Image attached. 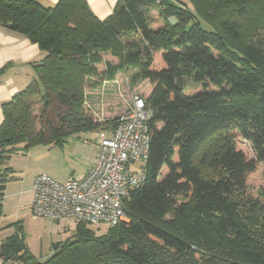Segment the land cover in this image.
I'll list each match as a JSON object with an SVG mask.
<instances>
[{
    "label": "trees",
    "instance_id": "trees-1",
    "mask_svg": "<svg viewBox=\"0 0 264 264\" xmlns=\"http://www.w3.org/2000/svg\"><path fill=\"white\" fill-rule=\"evenodd\" d=\"M0 26L45 54L34 81L1 106L0 215L12 155L114 126L85 112L90 79L132 70L131 85L152 87L145 181L128 222L101 235L76 224L43 262L18 222L0 264H264V190L251 198L246 185L264 165V0H118L104 20L85 0H0ZM104 56L117 61L99 73Z\"/></svg>",
    "mask_w": 264,
    "mask_h": 264
},
{
    "label": "built area",
    "instance_id": "built-area-1",
    "mask_svg": "<svg viewBox=\"0 0 264 264\" xmlns=\"http://www.w3.org/2000/svg\"><path fill=\"white\" fill-rule=\"evenodd\" d=\"M132 100L110 130L98 133L97 155L84 176L65 182L45 175L33 180L30 213L34 218L90 228L128 222L131 194L145 181L151 114L142 96Z\"/></svg>",
    "mask_w": 264,
    "mask_h": 264
},
{
    "label": "rangeland",
    "instance_id": "rangeland-1",
    "mask_svg": "<svg viewBox=\"0 0 264 264\" xmlns=\"http://www.w3.org/2000/svg\"><path fill=\"white\" fill-rule=\"evenodd\" d=\"M184 1V0H183ZM253 4L249 1L248 5ZM256 5V4H255ZM173 21V19H172ZM263 30V27H260ZM264 33H261V37ZM117 59L111 56H104L101 63L97 65L98 72L105 70L106 64H116ZM133 71L126 73H117L111 82L100 81L96 78L90 79L95 83L93 88H88L85 92L86 102L84 104L85 112L96 122L102 124L105 121L116 119L121 115L128 105L133 102L135 96L147 98L151 91L150 83L147 81L131 85ZM90 85V84H89ZM95 90V92H93ZM93 92V93H92ZM147 107V106H146ZM148 108V107H147ZM149 109V108H148ZM39 111L36 108L35 114ZM96 132L79 133L70 135L62 146H44L35 145L29 148L27 155L16 153L11 156L7 165L13 170L12 176L17 179L10 181L9 184H27L41 175H45L57 182H65L69 178L82 177L91 167V163L96 156L97 147L95 144ZM89 143H85L83 139ZM236 147L242 150L247 158H253L250 145L240 137H236ZM247 192L251 198H257L260 190H264V165L257 164L256 170L246 178ZM12 203V204H11ZM13 200L8 198L5 202V211L0 215V243L11 235L18 233L16 223H21V233L23 242L29 251V254L35 259L43 262L50 254L52 245H50V236L53 237V243H64L66 240H73V231H65L61 225L55 222H47L45 219H38L21 216H14ZM3 209V207H2ZM96 231V235H101L106 229L105 226L91 227ZM49 254V255H48Z\"/></svg>",
    "mask_w": 264,
    "mask_h": 264
},
{
    "label": "crops",
    "instance_id": "crops-1",
    "mask_svg": "<svg viewBox=\"0 0 264 264\" xmlns=\"http://www.w3.org/2000/svg\"><path fill=\"white\" fill-rule=\"evenodd\" d=\"M39 1L45 7H53L59 0ZM85 1L92 14L98 20H104L112 14V11L118 0ZM44 55L45 54L38 49L36 44H32L24 36L14 31L2 28L0 26V124L2 122V104L9 102L16 93L21 92L34 81L36 76L34 73L33 66L39 63L44 58ZM93 92H95V90ZM93 132H96L95 136L97 137L99 131ZM95 158L96 156L94 157L91 163V167L95 161ZM14 178L17 179L16 177ZM32 183V180L27 182V184L8 183L5 190V196L2 202L3 212L5 211L6 199L10 198L13 200V205H10L9 207L11 208V206H13L12 208H14L13 217L20 218L21 216H23V220L25 216H31L33 218L30 213ZM45 221L50 222L48 220ZM55 223L61 225L62 228L67 232L69 230H74V225L72 222L60 221ZM53 240V237L50 236V245L56 244L53 243ZM60 242L61 241H58L57 243ZM49 254L51 255V250ZM4 264L12 263L9 262Z\"/></svg>",
    "mask_w": 264,
    "mask_h": 264
}]
</instances>
